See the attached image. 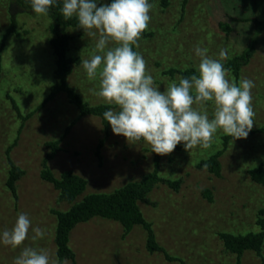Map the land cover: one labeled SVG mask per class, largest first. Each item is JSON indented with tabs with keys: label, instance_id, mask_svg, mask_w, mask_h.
Listing matches in <instances>:
<instances>
[{
	"label": "rangeland",
	"instance_id": "obj_1",
	"mask_svg": "<svg viewBox=\"0 0 264 264\" xmlns=\"http://www.w3.org/2000/svg\"><path fill=\"white\" fill-rule=\"evenodd\" d=\"M15 1L0 0V39L12 16L20 33L6 38L0 54V264H59L56 218L50 211L70 205L58 201V191L39 172L50 152L45 144L61 139L79 111L64 93L37 109L54 83L50 19ZM109 1H66L62 10L98 21L112 11ZM120 13L143 21L147 35L132 43L117 23L65 29L73 60L67 85L89 107H110L107 126L98 117L81 118L47 163L55 177L72 171L87 180L77 201L139 182L155 169L165 118L135 116L134 84L144 82L141 104L158 107L183 86L179 74L166 72L225 63L252 39L255 54L238 81L229 71L194 78L172 116L171 147L161 156L158 170L173 186L158 183L140 207L158 244L178 261L148 251L142 226L122 237L120 223L95 217L72 230L69 246L75 259L62 264H236L218 233L259 231L256 215L264 207V186L247 174L260 165L264 169V135L258 132L264 128V29L255 36L254 23L243 22L263 20L264 0H187L184 5L183 0H170L166 7L161 0H121ZM220 24H228L231 31L224 32ZM122 56L133 61L121 62ZM15 108L22 116H32L21 125ZM248 132L255 134L228 143L219 159L220 176L198 168L223 149L224 136ZM7 160L23 171L15 183L16 198L4 186ZM242 264H262V259L249 251Z\"/></svg>",
	"mask_w": 264,
	"mask_h": 264
},
{
	"label": "trees",
	"instance_id": "obj_2",
	"mask_svg": "<svg viewBox=\"0 0 264 264\" xmlns=\"http://www.w3.org/2000/svg\"><path fill=\"white\" fill-rule=\"evenodd\" d=\"M66 1L73 0L15 1L18 6L30 11H37L45 14L50 19L48 33L50 34L49 45L54 56V83L50 87L47 97L44 99L43 103L37 107V109L41 110L47 102L53 100L59 93H64L68 103L79 111V117L65 129L64 135L61 139L56 142L45 144L44 147L50 152L46 154L45 159L42 162V169L39 172L40 179L51 184L52 188L55 191H58V201L65 202L70 205V207L66 210L51 209L52 211H50L56 218L55 244L59 264H62L65 259H72L73 261L75 259V254L69 246L70 234L72 230L78 224L88 222L95 217L113 220L120 223L123 227L122 237H126L132 231L134 226H142L147 233L146 247L148 251L162 252L166 260L170 262L178 261V258L169 256L164 248L156 241L152 223L146 220L143 212L141 211L140 203L148 201L147 197L158 183L162 182L170 187L173 186L172 182L159 176L158 168L161 156L166 149L171 147L170 135L172 133V116L181 95L189 88L194 78L210 74L212 72L229 71L238 81L242 68L249 65L255 54L256 39H252L246 49L232 60H228L217 66L204 64L198 69L191 68L185 71L170 70L166 72V74L170 76H173L175 73L179 74L182 78L183 86L174 96L162 101L158 107H148L141 104L138 97L144 93V82L141 81L134 84V86L131 87V90L135 93V97L132 99V103L136 108L135 116L140 118L145 117L146 119H155L158 117L165 118L164 144L155 152V169L150 174L144 176L139 182L128 183L111 193L89 194L84 196L82 200L77 201L78 197L86 190L87 180L74 174L72 171H64L60 176L55 177L47 168V163L53 160L55 154L60 151V148L58 147L59 144L65 136L69 135L70 131L81 118L86 116L98 117L101 118L103 124L107 126L106 115L110 107H89L88 104L84 103L78 94H75L74 90L67 85L66 79L70 74L73 60L68 57L70 37L66 34L65 29L98 27L108 23H117L127 34L132 43H135L140 37L146 36L147 32L143 21H137L120 13L121 0H110L109 3L113 8L112 11L105 14L98 21H89L83 17H71L66 15L62 10L63 3ZM186 1L187 0H183V5ZM169 2L170 0H161V4L164 7L168 6ZM243 22L254 23V26L256 27L255 36H257V34L262 32V29H264V18L263 20L249 18V20H243ZM220 27L224 32L229 33L231 31L228 24H220ZM10 34L15 35L16 37L20 35L15 28L14 16L9 19V25L1 35L0 54L4 49L6 38ZM131 56L134 57L133 52ZM132 57L128 59L122 56L119 58V61L129 63L133 61ZM15 111L20 118L21 125H23V123H25L32 116V113L22 116L16 108ZM119 116L125 117L128 120L132 119L131 115L123 113H120ZM258 132L264 135V128ZM20 133L21 131H18L16 138L19 137ZM253 134L255 133L248 132L245 134L236 133L224 136L223 149L212 155L208 160L201 162L198 165V168L207 169L212 174L220 176L222 167L219 159L226 151L228 143L231 140H244ZM16 143L17 142L14 141L13 145L6 149V154H8L10 149L15 147ZM97 155L100 157L99 151L97 152ZM7 162L9 169L7 171L4 186L11 193L12 197L16 198L15 183L23 175V171L17 168L9 160H7ZM247 174L252 182L264 186V169L261 165L253 169H248ZM208 197H210L209 194ZM256 226L259 227V231H250L246 234H234L230 232L218 233V236L222 241L224 251L236 257V264H242V258L249 251L255 252L259 257H261L262 264H264V207L260 208L257 212Z\"/></svg>",
	"mask_w": 264,
	"mask_h": 264
}]
</instances>
